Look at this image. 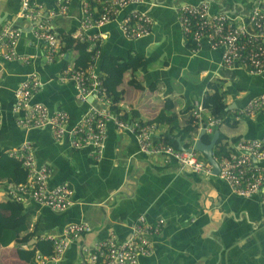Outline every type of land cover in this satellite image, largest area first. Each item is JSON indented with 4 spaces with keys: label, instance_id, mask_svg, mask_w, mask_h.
<instances>
[{
    "label": "crops",
    "instance_id": "1",
    "mask_svg": "<svg viewBox=\"0 0 264 264\" xmlns=\"http://www.w3.org/2000/svg\"><path fill=\"white\" fill-rule=\"evenodd\" d=\"M20 2L0 0V26L9 22L21 29L16 51L29 57L26 64L0 61V153L30 140L36 164L53 169L49 185L67 182L74 195L72 205L64 211H52L31 199L21 204L11 201L3 207L2 226L10 227L14 219L23 216L19 225L23 222L25 228L12 243L0 247V264H29L18 257V249L36 248L41 234H57L66 223L81 221L88 223L91 230L72 239L59 264H91L95 245L111 232L118 239H125L140 215L149 222L163 218L164 224L153 239V252L140 257L139 264H264V205L255 196L232 193L218 175L180 170L173 159L166 161L160 155L143 154L136 137L127 130L116 129L112 123L107 124L98 159L90 146L73 148L68 135L56 141L49 126L26 130L16 125L12 113L14 92L32 71L40 75L43 83L32 100L45 104L50 111L66 110L68 129L93 102L91 98L78 100L74 82L60 79L64 65L79 66L82 61L84 43L72 37L79 29L82 0H69L66 16L52 20L56 33L70 36L74 42L64 44L62 40L64 54L50 64L45 63L44 44L34 35L32 23L17 16ZM35 2L45 9L55 8V0ZM202 2L209 5L211 14L223 12L250 31L252 8L264 9V0H139L89 30L102 36L96 69L107 86L106 78L114 82L116 76L104 64L116 61L115 68L121 75V81L114 86L118 107L130 110L142 122L155 123L157 136L162 139L180 138L178 130L188 121L194 102L203 101L212 83L221 85L226 112L235 123L234 127L228 123L218 125L214 129L218 136H225L232 148L241 138L262 139L264 108L254 116H234L253 97L264 95V73L250 74L238 62L223 66L222 46L211 47L204 38L196 43L181 29L179 7ZM134 9L150 15L152 29L145 36L128 38L119 25ZM93 105L101 103L94 101ZM208 114V110L204 111V115ZM200 131L197 129L194 141ZM201 141L208 143L209 134L205 133ZM199 156L206 159L201 152ZM5 189V181H0V202L7 199Z\"/></svg>",
    "mask_w": 264,
    "mask_h": 264
},
{
    "label": "built area",
    "instance_id": "2",
    "mask_svg": "<svg viewBox=\"0 0 264 264\" xmlns=\"http://www.w3.org/2000/svg\"><path fill=\"white\" fill-rule=\"evenodd\" d=\"M139 0H82V15L74 40L86 44L89 60L85 67H75L66 64L62 67L61 80L71 79L77 91L76 97L80 101L92 99V106L86 114L68 129L69 114L66 110H53L43 103L34 102L33 96L42 87L40 75L32 71L17 86L14 92L15 100L12 108L14 120L18 127L26 130L50 128L51 135L56 141H61L67 135L73 148L86 146L95 159L101 155L106 127L112 123L118 130H127L137 140L139 150L146 155H160L166 161L175 160L180 170H188L205 176L213 175L212 165L199 156V151L192 146L181 150L166 143L157 136L155 123H146L138 119L127 118L130 110L114 111V102L108 96L104 77L97 71L96 64L101 54V38L98 33L91 34L89 30L99 27L114 18L122 9ZM69 0H55V8L45 9L43 4L35 0H21L17 16L32 23L34 35L42 39L44 44V60L46 64L54 63L62 58L64 50L61 48L62 38L56 33L51 24L58 16H66ZM181 29L186 37H191L198 43L204 38L211 47L222 46L221 63L225 67L238 62L250 74L264 73V9L255 6L249 15V22L253 28L250 31L245 24H236L223 12L211 14L209 5L201 4L181 5L178 9ZM150 15L138 9L127 14L119 25L122 33L128 38H138L150 33L152 29ZM21 29L5 22L0 26V61H18L29 63V57L16 51L17 41ZM101 105H93V103ZM264 108V95L253 97L241 109L235 118L241 115L254 116ZM206 111L203 101L196 100L191 110L193 123L197 129H205L211 134L222 124L223 117L204 115ZM126 116V117H125ZM2 108L0 103V125L2 124ZM10 156L20 161L25 170V181L18 184H8L7 194L12 201L23 203L26 199L46 206L52 211H64L73 203L74 189L64 182L50 186L49 178L52 167L36 164L34 144L25 140L18 147L6 151ZM218 177L223 180L231 192L243 197H257L264 205V138L238 139L232 150L219 160ZM163 218L154 222L146 220L140 215L132 230L125 239H118L114 232L109 233L99 241L90 254L91 264H139V258L153 252L154 237L162 231ZM91 226L83 221L66 223L55 234L45 232L40 240L52 243L53 253L35 256L37 264H59L61 255L65 252L74 238L89 232Z\"/></svg>",
    "mask_w": 264,
    "mask_h": 264
},
{
    "label": "trees",
    "instance_id": "3",
    "mask_svg": "<svg viewBox=\"0 0 264 264\" xmlns=\"http://www.w3.org/2000/svg\"><path fill=\"white\" fill-rule=\"evenodd\" d=\"M61 36H62L61 37L62 40L64 41V44H71L74 42V40L70 36H67V37L66 35H61ZM84 46H85L84 49L80 53V58L82 59V61L79 62V64L77 62L79 66L76 65L75 67H85L88 63L89 52L85 50L86 44H84ZM104 65L108 66V69H111V70L113 69L112 71L114 72V77L116 76V79H114V82L109 81V77H107L106 80H107L108 96L112 98L114 102V106H113L114 111L119 112L120 108L118 107V103H116L118 102L117 100L118 93L115 91L114 86L115 84L121 81V77H120L121 75L118 73V71L115 68L116 66L115 60H108V62H106ZM220 86L221 85L218 83H212L209 85L211 90L205 94L203 98V105L205 109L208 110L210 114H212L214 117L222 116L223 123H228L229 125L234 127L235 126L234 121L233 123L231 122L232 119L226 112V104L223 100V91H221ZM128 117L130 119H137L132 114V112L128 114L127 118ZM170 120H173V118ZM196 131H197V126L193 123V119H192L191 112H190V117L188 121L181 129L178 130V134L180 135V139H181V144L184 148H188L192 146L194 142V139H193L194 134L196 133ZM211 135H213V133L209 134L210 139H211ZM225 139H226L225 136L219 135L214 145L213 154L218 160L226 156L232 150V146L226 143ZM162 140L174 146L175 148L178 147L177 141L175 140L174 137L166 138ZM202 159L206 161L204 157ZM0 181H5L6 185L8 183L18 184V183L25 181V170L21 166L20 161L10 156L7 152L0 153ZM9 202H11V200L8 197L7 199H3L0 202V247L8 246L10 243H12V241H14L18 237V232L25 228V226L23 225V222L21 225H19L20 222L22 221L23 216L21 217L19 216L18 218L14 219L12 221L13 224L10 227L2 226L1 210ZM14 203H17V202H14ZM17 204H20V203H17ZM17 251H18L17 253L19 254L18 257L21 260L23 259L25 262L27 263L29 262V264H37L36 263L37 261L35 259L36 253L38 252L42 254L53 253V247L50 241L39 240L36 248L32 247L31 249H28V250L18 249Z\"/></svg>",
    "mask_w": 264,
    "mask_h": 264
},
{
    "label": "water",
    "instance_id": "4",
    "mask_svg": "<svg viewBox=\"0 0 264 264\" xmlns=\"http://www.w3.org/2000/svg\"><path fill=\"white\" fill-rule=\"evenodd\" d=\"M228 108H230V107H228ZM204 134H205V129L202 128L201 131H200V133L198 134L197 138L195 139L192 148L194 150H197V151L201 152L206 157V160L213 167V174L217 175L218 174V171H219V165H218V162L213 157V148H214V145H215L216 140L218 138V131H214V133H213V135H212V137H211V139H210V141L208 143H203L201 141V137ZM176 141H177V144H178V148L179 149H181V150L187 149V148H184L181 145V142H180V138L179 137L176 139Z\"/></svg>",
    "mask_w": 264,
    "mask_h": 264
},
{
    "label": "clouds",
    "instance_id": "5",
    "mask_svg": "<svg viewBox=\"0 0 264 264\" xmlns=\"http://www.w3.org/2000/svg\"><path fill=\"white\" fill-rule=\"evenodd\" d=\"M192 146H193V144H192ZM178 148V147H177ZM179 149V148H178ZM188 149V148H187ZM8 184H10V183H8ZM8 184L6 185V187L8 186ZM7 190V189H6ZM12 201V200H11ZM14 202V201H13ZM21 204V203H20ZM51 210V209H50ZM37 254V253H36ZM37 263V262H36Z\"/></svg>",
    "mask_w": 264,
    "mask_h": 264
},
{
    "label": "rangeland",
    "instance_id": "6",
    "mask_svg": "<svg viewBox=\"0 0 264 264\" xmlns=\"http://www.w3.org/2000/svg\"><path fill=\"white\" fill-rule=\"evenodd\" d=\"M5 194L7 195V197L11 200V198L8 196L7 192H5Z\"/></svg>",
    "mask_w": 264,
    "mask_h": 264
}]
</instances>
